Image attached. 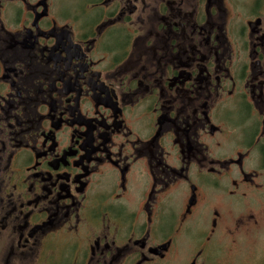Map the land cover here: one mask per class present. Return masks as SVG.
Masks as SVG:
<instances>
[{
    "label": "flooded vegetation",
    "instance_id": "af4514ba",
    "mask_svg": "<svg viewBox=\"0 0 264 264\" xmlns=\"http://www.w3.org/2000/svg\"><path fill=\"white\" fill-rule=\"evenodd\" d=\"M0 261L264 264V0H0Z\"/></svg>",
    "mask_w": 264,
    "mask_h": 264
},
{
    "label": "rangeland",
    "instance_id": "374dc122",
    "mask_svg": "<svg viewBox=\"0 0 264 264\" xmlns=\"http://www.w3.org/2000/svg\"><path fill=\"white\" fill-rule=\"evenodd\" d=\"M63 6L65 5L64 3L62 4ZM255 247H256V244L255 245H253L252 243L251 244H249L247 247H245L244 249H243V252H242V256H241V258H242V260L244 261V262H250L251 261V256L253 255V253H254V251H256L255 250ZM228 257H226V261H231V255L230 254H228L227 255ZM2 261V260H1ZM0 261V264H3L2 262Z\"/></svg>",
    "mask_w": 264,
    "mask_h": 264
}]
</instances>
